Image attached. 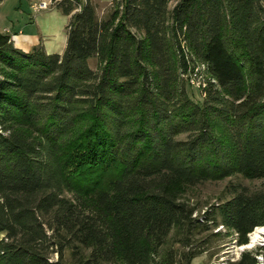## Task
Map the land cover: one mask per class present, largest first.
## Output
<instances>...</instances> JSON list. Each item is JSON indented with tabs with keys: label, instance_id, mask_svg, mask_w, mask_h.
I'll list each match as a JSON object with an SVG mask.
<instances>
[{
	"label": "trees",
	"instance_id": "obj_1",
	"mask_svg": "<svg viewBox=\"0 0 264 264\" xmlns=\"http://www.w3.org/2000/svg\"><path fill=\"white\" fill-rule=\"evenodd\" d=\"M170 1L113 0L99 20L92 1L60 0L63 54L0 31V264H63L53 245L87 251L76 264H191L203 251L162 252L173 232L189 246L222 224L244 245L264 225V190H235L206 220L182 199L185 185L264 179V0ZM183 42L206 66L202 103Z\"/></svg>",
	"mask_w": 264,
	"mask_h": 264
},
{
	"label": "rangeland",
	"instance_id": "obj_2",
	"mask_svg": "<svg viewBox=\"0 0 264 264\" xmlns=\"http://www.w3.org/2000/svg\"><path fill=\"white\" fill-rule=\"evenodd\" d=\"M178 1L171 0L168 5L169 9L172 10ZM43 2L50 5L38 13L35 12L32 4L41 5ZM50 2V0H4L0 5V31L13 35L21 30L22 34H17V36L35 37L34 39L39 42L37 45L41 42L44 43L45 40L51 41L57 38L58 41V38L64 39L69 20L60 9L52 7L54 4ZM80 5H83L82 2ZM80 5L73 13L81 10ZM96 6L99 20L108 19L113 12V0L110 4H103L101 7ZM6 28L10 31L7 32ZM184 46L185 43L183 42V48ZM184 49L188 53L189 49L186 46ZM186 60L188 70L182 73L183 83L190 98L197 103H202L204 99L203 89L209 79L206 66L191 53L187 54ZM88 63L93 70H99L97 57L90 58ZM185 137V134L180 136V138ZM242 188L249 192L262 191L264 190V179H248L242 175H236L218 181H204L195 185H185L182 186V199L196 208L194 216L206 220L205 217L208 213L212 216L217 205L230 199L235 190ZM209 225L211 228L208 230L198 228L194 231L189 246L179 241L180 236L173 232L162 252L173 251L179 263L188 251H203L192 260L191 264H229V262L239 259L244 250L256 251L259 249L264 252L263 245L254 247L245 245V248L242 249L243 245L238 243V236L233 230L224 227L222 224L216 227L210 222ZM48 233L51 234L52 232L49 231ZM249 235L250 242L251 234ZM4 236L5 233H0V240ZM83 253L88 252L79 247L53 245L50 248L51 260H60L63 264H76L78 255ZM257 257L262 259L264 264V256L259 254Z\"/></svg>",
	"mask_w": 264,
	"mask_h": 264
},
{
	"label": "crops",
	"instance_id": "obj_3",
	"mask_svg": "<svg viewBox=\"0 0 264 264\" xmlns=\"http://www.w3.org/2000/svg\"><path fill=\"white\" fill-rule=\"evenodd\" d=\"M50 1L54 4L52 7L57 8L56 3L60 0H50ZM80 1L82 2V4H84L87 0H80ZM90 1H92L96 5H99L100 7L103 4H110L112 2V0H90ZM1 3H0V5H1ZM35 4L36 3L32 4V6H33L34 11L38 13L41 10H35V8H34ZM66 16H67L68 20L70 21L71 15H66ZM69 21H68V23H69ZM67 25H66V37H64V39L58 38V41H57V38H55L54 40H51V41L45 40L44 43L43 42L40 43L44 46L47 53H50V54L51 53H58V54L64 53V51L67 47V40H68ZM6 31L9 32L10 30L8 28H6ZM17 34H19V35L22 34V31L19 30L18 33L16 32L13 35H11L12 41L14 42V45L17 48L22 49L23 51L28 52L34 47V45H37L39 43L38 40L34 39L35 37L34 38L30 37V36L27 37L25 35L17 36ZM56 35H57V32H56Z\"/></svg>",
	"mask_w": 264,
	"mask_h": 264
},
{
	"label": "bare ground",
	"instance_id": "obj_4",
	"mask_svg": "<svg viewBox=\"0 0 264 264\" xmlns=\"http://www.w3.org/2000/svg\"><path fill=\"white\" fill-rule=\"evenodd\" d=\"M264 243V226L257 227L251 233V241L247 244L249 247H254ZM246 245V246H247Z\"/></svg>",
	"mask_w": 264,
	"mask_h": 264
},
{
	"label": "built area",
	"instance_id": "obj_5",
	"mask_svg": "<svg viewBox=\"0 0 264 264\" xmlns=\"http://www.w3.org/2000/svg\"><path fill=\"white\" fill-rule=\"evenodd\" d=\"M48 5H50L49 3H46V2H43L41 5H37V4H35L34 5V8H35V10H41V9H45V8H47V6ZM259 259V264H263L262 263V259H260V258H258Z\"/></svg>",
	"mask_w": 264,
	"mask_h": 264
},
{
	"label": "water",
	"instance_id": "obj_6",
	"mask_svg": "<svg viewBox=\"0 0 264 264\" xmlns=\"http://www.w3.org/2000/svg\"><path fill=\"white\" fill-rule=\"evenodd\" d=\"M249 238H250V235H249ZM245 245H247V244H244L243 246H242V249H244L245 248ZM261 245H263L264 246V243L263 244H261ZM247 248V247H246Z\"/></svg>",
	"mask_w": 264,
	"mask_h": 264
}]
</instances>
